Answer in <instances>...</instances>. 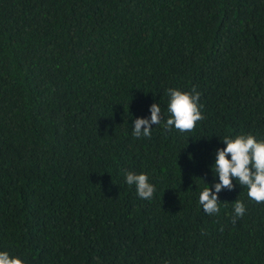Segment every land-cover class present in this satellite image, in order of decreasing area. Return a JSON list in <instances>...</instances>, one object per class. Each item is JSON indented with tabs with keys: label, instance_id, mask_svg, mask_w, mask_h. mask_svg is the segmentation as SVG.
I'll return each instance as SVG.
<instances>
[{
	"label": "trees",
	"instance_id": "trees-1",
	"mask_svg": "<svg viewBox=\"0 0 264 264\" xmlns=\"http://www.w3.org/2000/svg\"><path fill=\"white\" fill-rule=\"evenodd\" d=\"M169 88L200 93L192 131L165 129ZM153 103L161 124L136 138ZM249 133L264 139V0H0V251L264 264V203L233 180L218 214L199 204L221 140ZM128 172L148 175L153 198Z\"/></svg>",
	"mask_w": 264,
	"mask_h": 264
},
{
	"label": "clouds",
	"instance_id": "clouds-1",
	"mask_svg": "<svg viewBox=\"0 0 264 264\" xmlns=\"http://www.w3.org/2000/svg\"><path fill=\"white\" fill-rule=\"evenodd\" d=\"M170 98L167 111L170 114L164 127L171 130L173 127L181 133L192 131L198 121L205 117L202 115V105L199 104L200 93L193 89L185 92L175 88L167 89ZM150 118H137L133 123V135L136 138L150 137L153 125H160L163 113L159 103L150 107ZM226 145L215 152V163L212 171L219 178L215 183V192L212 187H205L199 195V204L208 215L220 212L219 193L223 189L232 190L236 180L242 187L247 188V195L257 203H264V139L257 138L249 133L237 135L235 138L225 136L221 140ZM230 155V159H229ZM128 185H135L137 194L142 199H151L156 191L155 186L149 182L147 174H134L128 172L126 176ZM208 185V184H207ZM233 223L242 218L246 212L245 204L237 199L233 203ZM0 264H25L18 256H11L7 251H0Z\"/></svg>",
	"mask_w": 264,
	"mask_h": 264
}]
</instances>
